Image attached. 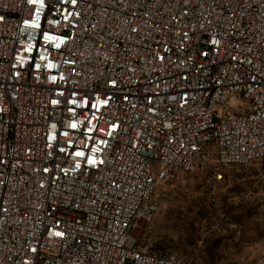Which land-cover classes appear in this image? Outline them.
Returning <instances> with one entry per match:
<instances>
[{"label": "built area", "instance_id": "1", "mask_svg": "<svg viewBox=\"0 0 264 264\" xmlns=\"http://www.w3.org/2000/svg\"><path fill=\"white\" fill-rule=\"evenodd\" d=\"M255 162L264 0H0V264H184L156 185Z\"/></svg>", "mask_w": 264, "mask_h": 264}, {"label": "rangeland", "instance_id": "2", "mask_svg": "<svg viewBox=\"0 0 264 264\" xmlns=\"http://www.w3.org/2000/svg\"><path fill=\"white\" fill-rule=\"evenodd\" d=\"M160 210L137 232L184 264H264V178L257 162L180 173L155 187Z\"/></svg>", "mask_w": 264, "mask_h": 264}, {"label": "trees", "instance_id": "3", "mask_svg": "<svg viewBox=\"0 0 264 264\" xmlns=\"http://www.w3.org/2000/svg\"><path fill=\"white\" fill-rule=\"evenodd\" d=\"M153 252H154V251H153ZM159 252H162V253H168V254H169V252H167V251H165V250H162V249H158V250L155 251V253H159Z\"/></svg>", "mask_w": 264, "mask_h": 264}, {"label": "snow or ice", "instance_id": "4", "mask_svg": "<svg viewBox=\"0 0 264 264\" xmlns=\"http://www.w3.org/2000/svg\"><path fill=\"white\" fill-rule=\"evenodd\" d=\"M73 127H74V125H73ZM77 155H80L79 153H77Z\"/></svg>", "mask_w": 264, "mask_h": 264}]
</instances>
